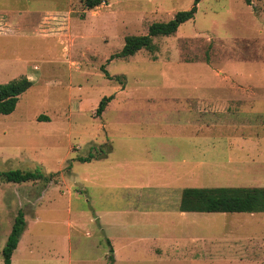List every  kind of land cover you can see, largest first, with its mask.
<instances>
[{
    "label": "rangeland",
    "instance_id": "obj_1",
    "mask_svg": "<svg viewBox=\"0 0 264 264\" xmlns=\"http://www.w3.org/2000/svg\"><path fill=\"white\" fill-rule=\"evenodd\" d=\"M191 5L106 0L84 10L81 0H0V83L32 82L15 110L0 115V172L57 173L51 182L0 180V264L19 210L26 227L11 264H110L112 246L132 248L128 264H154L144 239L160 233L167 216L198 236L210 237L212 224L254 235L258 252L242 264H264V214L180 219L166 205L140 210L161 195L176 202V190H157L166 185L264 187V0H201L174 35L153 39L154 51L111 59L126 36L145 35ZM102 66L120 82L106 79ZM203 72L207 84L255 86L262 100L212 142L177 139L171 88L196 84ZM89 153L95 159L77 161Z\"/></svg>",
    "mask_w": 264,
    "mask_h": 264
},
{
    "label": "crops",
    "instance_id": "obj_2",
    "mask_svg": "<svg viewBox=\"0 0 264 264\" xmlns=\"http://www.w3.org/2000/svg\"><path fill=\"white\" fill-rule=\"evenodd\" d=\"M190 66L196 65L191 64ZM205 68L213 78L209 69L206 66ZM220 77L222 76L220 75ZM208 82L207 74L203 72L202 75L198 76L196 84L171 88L174 90V93H170L174 94V97H169L168 100L174 104L173 111L177 116L174 122L176 126L175 137L177 139L181 136L182 139L188 141L212 142L214 135L220 136V132L222 131L219 128L224 129L226 127L228 129L230 127L232 129V127H239L236 126L239 125L237 124V120L239 118H247L244 113L248 114V109L249 111L254 109L252 106L255 104V101L262 100V97L254 95L256 92L255 86L230 85L217 82L216 84H207ZM123 92V88L118 89L115 96ZM257 113L260 115L261 111H257ZM226 133L227 131L224 130L223 134ZM202 157L201 160H203ZM208 157L206 156V158ZM214 162L212 160L213 164ZM180 163L187 164L188 162L186 159H183ZM200 163L203 164L202 161ZM205 163L211 164L208 160ZM161 189L176 190L178 197H181L182 191L180 192L181 188L179 187L166 185L157 190ZM153 198H156V201L152 204L151 209L141 208L140 210L155 211L157 213V210H162L161 208L166 205L170 206L171 210L165 211L178 209V216L176 217L180 219H193L200 214L215 215L214 217L226 214H264L180 212L177 200L174 202L171 198L163 195L159 198ZM133 209L136 210L135 208ZM163 215L161 213V216ZM169 217L171 216H167L163 221L166 227L160 233L148 235L149 240L144 239V241L151 242V245L145 249V253L150 258L149 260L154 261V264H242L248 262L249 259H255L258 252L256 250L258 244L255 242L257 241V237L254 235L247 236L248 233L243 235L244 232L242 231H235L231 235H228V232H216L214 231V224H212L210 237L198 236L197 233L194 234L192 231H187L182 226L183 223H176L175 220L172 223ZM186 226L193 228L192 223ZM224 228H226L225 224L221 229ZM124 241L128 240L124 239ZM109 245L111 247V244ZM111 250L110 257L112 260L110 264H128L132 260V257H129V255L133 250L128 246H120L119 249L112 246ZM126 250L129 252L127 253Z\"/></svg>",
    "mask_w": 264,
    "mask_h": 264
},
{
    "label": "trees",
    "instance_id": "obj_3",
    "mask_svg": "<svg viewBox=\"0 0 264 264\" xmlns=\"http://www.w3.org/2000/svg\"><path fill=\"white\" fill-rule=\"evenodd\" d=\"M106 0H81L84 10H92L102 5ZM201 0H192L187 11L177 12L174 17L165 23H153L148 27L147 33L142 36H126L124 44L118 54L112 58H127L140 50L154 51L153 39L156 37H169L174 35L185 22L194 18L198 4ZM103 75L108 80L120 82L121 78L111 77L101 67ZM32 82L26 77H19L6 83H0V115L11 114L17 105L19 97L24 94ZM113 96L100 100L95 115L100 116ZM39 121H46L45 118ZM96 151V150H95ZM100 149L95 154L100 153ZM95 154L89 153L85 158L77 161L89 162L95 159ZM57 173L43 175L39 171H7L0 172V180L4 183L23 184L28 182L52 181ZM180 212L199 213H264V187H215V188H186L181 192ZM24 213L19 210L14 218L10 233L1 251L3 264H11V257L17 248L18 241L25 230ZM112 250H109L111 253ZM110 261L112 260L109 257Z\"/></svg>",
    "mask_w": 264,
    "mask_h": 264
}]
</instances>
